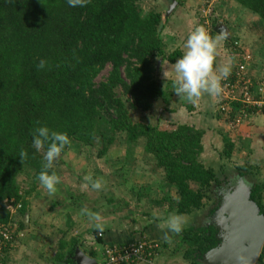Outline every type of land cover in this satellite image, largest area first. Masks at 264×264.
Instances as JSON below:
<instances>
[{"label": "trees", "instance_id": "1", "mask_svg": "<svg viewBox=\"0 0 264 264\" xmlns=\"http://www.w3.org/2000/svg\"><path fill=\"white\" fill-rule=\"evenodd\" d=\"M142 1L90 0L84 8H72L67 0H0V227L16 225L14 235L26 229L21 218L30 209L28 197L40 185L36 177L44 164L43 154L32 147V131L47 126L67 133L71 144L63 153L77 142L92 144L100 135L97 123L103 115L108 117L111 131L109 145L116 141L117 133L123 132L132 147L143 140L145 152L153 155L168 185L177 190V200L164 198L171 210L185 215L204 207L207 190L213 181L219 182L216 170L201 160L206 131L187 123L163 130L159 123L135 122L117 92L121 88L132 107L143 111H150L158 99L169 104L156 77L155 62L160 57L174 62L181 53H166L161 36L163 14L152 11L144 15ZM237 1L257 14L264 25V0ZM176 2L184 5V0ZM197 27L198 23L194 29ZM212 35L221 39L216 32ZM40 60L47 61L42 70L37 68ZM108 66V77L97 82ZM239 106L232 104L235 110ZM165 111L172 110L168 107ZM223 140L221 155L230 159L235 144L226 136ZM21 150L28 153L23 163ZM46 150L47 145L42 151ZM237 168L241 175H247L244 171L250 167ZM28 169L34 170V176L27 190L20 184V176ZM260 190L264 191V183L254 188L252 199L264 214ZM16 212L21 216L19 220L14 217ZM216 233L214 227L191 228L184 233L182 240L191 264H202L198 257L218 246ZM97 239L103 243L98 234ZM144 239L147 237L140 238ZM20 240L8 242L0 264H7ZM157 242L159 252H163L167 244ZM77 243L74 239L66 254L67 242H61L56 259L75 264ZM91 255L97 258L99 254L92 251Z\"/></svg>", "mask_w": 264, "mask_h": 264}, {"label": "rangeland", "instance_id": "2", "mask_svg": "<svg viewBox=\"0 0 264 264\" xmlns=\"http://www.w3.org/2000/svg\"><path fill=\"white\" fill-rule=\"evenodd\" d=\"M174 1L175 0H143L141 2L144 15H148L152 11L162 12L163 14L162 24L164 25L162 27L163 29L161 36L167 46L165 49L167 54L172 53L176 49V42L172 41L171 37L176 36L177 32H175L173 29L175 25H172V23L174 22L170 23L168 20L169 16L172 14V11L173 13L175 12V14H177V17H180V15L184 16L187 13L190 15L191 13L190 16H192V18L190 22H188L191 23L189 24V28L192 29V27L199 20L198 16L200 13L198 9L201 7L203 0H184V5L175 4ZM216 14L218 15V11ZM231 30L233 32L232 28ZM262 32L264 31L262 30ZM234 36L239 37L237 33L234 34ZM257 37H259L258 40H264V36L261 33H256L255 38ZM239 39L240 40L238 41H240V44H242V46L246 49H248V47L242 43L243 40L246 43H249V41L254 43L253 40H248L245 38V36L243 37V40L242 37H239ZM226 47L228 56L230 54L233 58V69L237 63V57L233 52V43L232 45H228ZM218 51L219 47L217 48V52ZM253 54L254 53H252V55ZM165 62H163L162 57L156 59V77L166 73L165 69L163 68ZM110 69L111 67L108 66L99 75L97 82L105 80L108 77ZM172 76L173 75H169L167 78L170 80ZM175 78L176 77L173 79L175 80ZM117 92L119 96L123 98L128 110L130 111V115L135 122H148L154 124L159 123L160 128L172 129L174 127L173 125H176L179 122L189 121L188 117H190L192 114L189 108H187V102L186 107L183 106L181 108V118H174L173 114H171V112H166L165 109L170 107L172 110L175 107V104H166L162 99L156 100L154 107L150 111L135 109L128 101L129 96L125 95L121 88H118ZM183 99H186V97H183ZM202 106L204 107V104ZM198 113L200 115H206L205 110H201L200 112L198 111ZM215 113L216 115L218 113L221 114L218 111V108ZM221 116L224 118L222 114ZM97 125L100 127L101 132L100 135H98V137L92 142V144L86 145L77 142L75 145L73 144L74 147H72V149L61 153L60 157L54 163V172L61 177V183L57 185L56 193L49 195L47 190L43 189L39 185L38 189H36V191H34L28 197L30 209L27 214L30 216L32 215L31 210L35 204L37 207H40V209L36 210L35 212L45 216L48 209H59L62 203L63 205L73 203L75 206L82 203L86 206H92L95 210H99L101 215L107 214L109 211L112 212L118 210V212H120L119 215L123 224L126 222V214L130 216L136 212L137 216L132 215L134 218L144 220L146 224H148V221H150L151 224H154L157 227V232L160 233L159 231L163 228L162 225H164L166 218L169 215L177 214L176 211H169L171 208L169 202L164 200V198L167 196L177 200L178 194L176 188L168 185L167 179L165 178V173L157 166L153 155L145 152L143 140L140 141L135 147H132L128 142L127 134L123 132L117 133L115 135L116 141L112 145H109L108 142L109 136H111V131L108 124V117L103 115L102 117L98 118ZM241 126H230V128L233 129V131H238ZM225 130L226 129H223L224 132H226ZM227 133L229 132L227 131ZM235 138H237V136ZM239 140L236 142L238 148L230 159H226L221 155L224 148L223 136L222 139L220 137L218 141L211 140L209 144L206 145V151L203 152L201 160L207 167H213L216 170L219 182L213 181L211 187L207 190V197L204 199L205 205L202 209L196 210L191 214L182 215L186 219V224L183 228V231L180 234L173 233L172 241L170 242V248L168 246L169 250L165 249L164 251L163 249L160 257H174V264H190L187 247L183 242L182 237L184 233L191 228L199 229L202 227H213L210 224L213 213L218 209L222 196L225 195L226 191L229 190V187H225L227 186L229 177L239 173L237 168L238 166L250 167L244 172L249 177L248 180L254 183L252 193L256 186L263 185L264 161L254 160L251 155L246 153V151L243 149L244 146H248V144H245L244 141L242 142ZM103 149L107 151H105V153H101ZM41 153L43 154V151H41ZM86 175H91L94 180L100 179L103 185L102 189L100 191L92 189L91 184L84 180ZM33 176L34 170H26V172L20 176V184H22V186L28 190L32 187ZM86 184L87 187H85ZM192 186L195 189L198 188L197 184H192ZM261 192H263L262 195L264 204V191ZM159 201L161 204H158ZM65 214L66 213L57 215L54 221V228L57 229V233L61 236V242H66V239H63L64 236L67 235L66 232L68 231L67 225L65 224L67 223V218L70 219V217ZM157 216H160L159 221H157ZM14 217L18 220L21 218L18 212L14 214ZM56 221L63 222L60 223L62 225V229H59V225ZM158 224L161 226L158 227ZM40 231L42 232L40 236L44 237L45 231L43 232L42 229ZM32 242L34 252L31 256H33V258L36 256L37 259L34 264H41L39 262V258L37 257L38 254H41V261H46L47 263L49 261L48 254L54 249V244H52V246L48 244V247L43 244H39L36 245L37 247H35V240ZM57 243L59 246L58 240L55 242L56 246ZM167 243L169 244L168 241ZM203 255L198 257L199 261H201ZM28 261L29 260H26V263ZM165 264H168V262Z\"/></svg>", "mask_w": 264, "mask_h": 264}, {"label": "crops", "instance_id": "3", "mask_svg": "<svg viewBox=\"0 0 264 264\" xmlns=\"http://www.w3.org/2000/svg\"><path fill=\"white\" fill-rule=\"evenodd\" d=\"M174 3L178 4L176 0L174 1ZM217 10L219 18V20H217V25L219 26L221 24L220 26H223L226 29V37L218 33L221 39H219L217 45V48L219 47V51L216 53L217 59L214 63L216 73L219 74V70L229 62H231V67L233 66V58L230 54L228 56L226 46L232 45L233 42L240 40L239 37H242L243 40V37L245 36V38H247L248 40L254 41V43L251 41H249V43H246L244 40V42L241 40L242 43H244L245 46L248 47V49H246L245 47L243 48L248 50L249 52L254 53V61L250 66V72L256 80H261L262 78H264V40H258L259 37L255 38L256 33H261L264 36V32H262V30L264 31V25L261 18L257 14L242 6L237 0H221ZM190 15L189 13H187L184 16L180 15V17H177V14H175V12L173 13L172 11V14L169 16L168 20L170 21V23L174 22L172 23V25H175V28L173 27V29L175 32H177L176 36L171 37L172 41L176 42V49L174 51H179L181 55L174 62L163 60V62L166 61L163 65L166 73L158 76L163 91L168 95L169 104H175V107L171 111V114H173L174 118H181V108L183 106L186 107V103L188 102L187 98L183 99L184 96L179 97L175 94L173 88V78L176 77V73L174 70L175 62L180 59L186 51L185 42L190 32L194 30V26L192 27V29L189 28V24H191L189 22L192 18V16ZM231 28L233 29V32ZM240 31L242 34L240 33ZM236 33L239 37L234 36V34ZM169 75H173L170 80L167 78ZM217 102V96H209L207 94L202 95V97L195 104L188 102L187 108H189L192 114L190 115V117H188L189 121L179 123L194 125L196 127L203 128L206 131L203 138L204 152L206 151V145H208L211 140L218 141L220 137L222 139V136L223 138L224 136H226L234 142V152L238 148L236 142H238V140L240 139L239 141H244L245 144H248V146H244L243 148L246 153H249V155H251V157L256 161H264V117L260 115L252 121H246L238 129V131H233V129L230 128V125L225 117L223 118L219 113L216 115L215 111H217L218 108ZM203 104L204 107L202 106ZM201 110H205L206 115H200L198 111L200 112ZM178 124L173 125L174 127L172 129H161L174 130ZM223 129H226V132H224ZM227 131L229 133H227ZM236 136L237 138H235ZM172 199L174 201V198ZM38 209H40V207H37V205L35 204L31 210V216L29 214L22 216L21 219L26 225V229L22 231L24 236L21 238L20 243H18L17 247L11 251V255L9 260L7 261V264H34L37 259L36 256H34V258L33 256H31L34 252V248L32 246L33 240H35L36 243L35 247H37L36 245L39 244H43L46 247H48V244L50 246L54 244L55 246L54 249L48 254L49 256L47 255L49 257V261L47 263L46 261H41V254L37 255L41 264H69L56 259V255L60 250V243L62 238L60 239L61 236L57 233V229L54 228V221L57 215H61L63 213H66L70 217V219L67 218V223L65 222L68 231L66 232L67 235L63 238L66 239L67 242V245L64 248L66 254L69 252L71 243L74 239L78 240L76 248L80 246V248L92 258L94 257L91 255V252L97 251L96 246L98 248H101L109 243L129 242L140 239L141 237H147L149 239L151 238L152 240L160 241L162 243L165 242L167 244L164 248L165 251V249L169 250L170 242L172 241L173 233H168L167 239H165V233L164 231H162V229H160V233H158L157 227L154 224H151L150 221H148V224H146L144 220L134 218V215L137 216V213L134 211L133 212L135 214H132L130 212L133 216L130 215V213V216H128V214L125 215L126 222L125 224H123L122 219L119 215L120 212H118V210L112 212L109 211L107 214L101 215V212L99 210H95L92 206H86L82 203L77 204L76 206L73 203H70L68 205H63L62 203L59 209H48L45 216L43 214L42 216L40 213L37 214L35 211ZM85 209L102 216L104 224L103 229H97L92 225V223H90L87 214L84 213ZM169 211L173 212L174 210L169 209ZM56 222L59 225V229H62V225L60 223L63 222ZM41 229L43 230V232L45 231L44 237L40 236L42 233L40 231ZM97 234L98 236L102 235L101 237L103 238V243L98 242ZM56 240H58L59 246L58 243L57 246L55 245ZM167 241L169 242V244L167 243ZM26 260L29 261L26 263ZM166 262H168V264H174V257L169 258L167 256H162L153 263L141 264H165ZM74 263L77 264L75 260ZM256 264H264V261L257 262Z\"/></svg>", "mask_w": 264, "mask_h": 264}, {"label": "clouds", "instance_id": "4", "mask_svg": "<svg viewBox=\"0 0 264 264\" xmlns=\"http://www.w3.org/2000/svg\"><path fill=\"white\" fill-rule=\"evenodd\" d=\"M90 3V0H67V4L72 8H84ZM219 37L213 38L203 27H197L187 37L185 42L186 51L180 59L175 62L176 78L173 82L174 92L177 96H184L188 102L195 104L204 94L209 96H219L222 89V81L226 80L232 72L231 62L225 64L216 73L214 68L217 45ZM47 61L40 60L37 68H45ZM71 144L67 133L50 130L47 126H38L32 131V147L41 152L47 145V150L43 152V168L37 175V180L43 189L47 190L49 195L57 191V185L61 183V177L54 171V163L60 157L62 151ZM19 157L22 163L28 157L25 150H21ZM86 182L91 184V188L100 191L102 181L93 179L91 175L84 177ZM87 187V184L85 185ZM90 223L97 228L103 229V218L97 213L84 210ZM157 221L160 216H157ZM186 224V219L182 215H169L162 228L167 239L168 233L180 234ZM160 225L158 224V227Z\"/></svg>", "mask_w": 264, "mask_h": 264}, {"label": "built area", "instance_id": "5", "mask_svg": "<svg viewBox=\"0 0 264 264\" xmlns=\"http://www.w3.org/2000/svg\"><path fill=\"white\" fill-rule=\"evenodd\" d=\"M202 1V0H201ZM221 0H203L198 11V27L205 28L213 37L216 32L214 19L218 17L217 8ZM217 33V32H216ZM218 34V33H217ZM233 50L237 52V63L231 75L222 81V93L217 96L218 110L227 119L232 127H239L246 121H252L258 116H264V78L256 80L250 72L254 61L251 52L244 49L239 41L233 42ZM233 103H239L237 110ZM16 225L0 227V261L4 257L5 247L15 238H22L23 232L14 235ZM102 236V235H100ZM160 245L151 239L133 240L124 243H110L101 248L96 246L98 252L97 264H141L153 263L159 257Z\"/></svg>", "mask_w": 264, "mask_h": 264}, {"label": "water", "instance_id": "6", "mask_svg": "<svg viewBox=\"0 0 264 264\" xmlns=\"http://www.w3.org/2000/svg\"><path fill=\"white\" fill-rule=\"evenodd\" d=\"M221 25V24H220ZM215 30L226 37V29ZM229 177V190L222 196L218 209L210 224L218 230L217 247L206 252L202 264H256L264 247V214L252 199L254 183L240 171ZM73 260L77 264H97L98 260L88 256L78 246Z\"/></svg>", "mask_w": 264, "mask_h": 264}, {"label": "flooded vegetation", "instance_id": "7", "mask_svg": "<svg viewBox=\"0 0 264 264\" xmlns=\"http://www.w3.org/2000/svg\"><path fill=\"white\" fill-rule=\"evenodd\" d=\"M222 195V194H221ZM213 217V216H212ZM218 234V231H217V233H216V235Z\"/></svg>", "mask_w": 264, "mask_h": 264}]
</instances>
